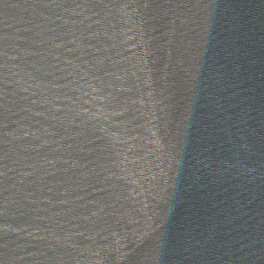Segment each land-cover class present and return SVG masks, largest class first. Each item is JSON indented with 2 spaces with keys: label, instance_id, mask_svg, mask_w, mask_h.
Segmentation results:
<instances>
[{
  "label": "water",
  "instance_id": "obj_1",
  "mask_svg": "<svg viewBox=\"0 0 264 264\" xmlns=\"http://www.w3.org/2000/svg\"><path fill=\"white\" fill-rule=\"evenodd\" d=\"M0 264H264V0H0Z\"/></svg>",
  "mask_w": 264,
  "mask_h": 264
}]
</instances>
